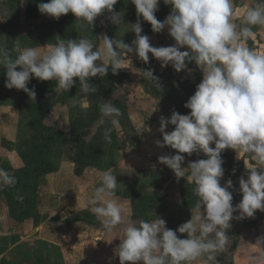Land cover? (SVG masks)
<instances>
[{
    "label": "clouds",
    "instance_id": "9594fccd",
    "mask_svg": "<svg viewBox=\"0 0 264 264\" xmlns=\"http://www.w3.org/2000/svg\"><path fill=\"white\" fill-rule=\"evenodd\" d=\"M159 2L131 0L138 17L135 23H127L128 31L135 34L131 44L107 35L98 37L101 43L87 37L65 39L56 35L53 44L22 49L20 40L15 39L11 50L0 45V68L6 76L5 87L23 90L35 101V89L28 87L32 78L55 80V90L66 92L78 80L81 92H96L90 79L106 76L109 68L113 74L125 68L121 52L127 57L135 53L145 64H149L151 54L161 68L171 66L175 72L189 75L193 70L188 65L194 62L202 78L183 105L190 111L180 114L173 110L167 118L161 115L157 131L162 140L154 141L157 147L176 150L174 154L158 156V162L167 166L177 179L188 175L195 186L193 194L198 199L190 218L173 230L160 216L139 222L125 217L116 198V175L111 170L100 173V184L87 205L106 233L122 226L116 248L119 264H191L196 260L218 264L216 257L229 243L230 222L264 212V53L246 46L255 26H264V0H255L247 6L239 23L233 16L234 0H163L171 10L162 21L155 15ZM117 3L118 0H47L37 7L41 14L57 20L71 12L81 28L85 24L92 28L96 18L104 13L117 26L125 23L123 12L114 9ZM140 18L151 25L154 33L167 28L174 43L153 46L148 35L142 34ZM142 73L155 87H161L153 68ZM156 105L151 113L157 110ZM100 112L112 117L111 124L119 128L121 111L111 101L101 103ZM169 125L174 128L166 131ZM135 130L140 133L145 129ZM111 132L112 128L104 130L108 143L112 142ZM225 149L249 155L254 162L246 170V178L238 180L241 200L235 205L232 180L221 184L225 171L221 154ZM201 153L205 158L182 166L185 161L182 154ZM15 184V176L0 169V186ZM17 199L22 202L24 198ZM253 245L247 264H262L264 234Z\"/></svg>",
    "mask_w": 264,
    "mask_h": 264
},
{
    "label": "rangeland",
    "instance_id": "374dc122",
    "mask_svg": "<svg viewBox=\"0 0 264 264\" xmlns=\"http://www.w3.org/2000/svg\"><path fill=\"white\" fill-rule=\"evenodd\" d=\"M35 1L38 0H23L21 4L20 0H0V45L11 50L14 40L18 39L22 49L47 46L55 43L56 35L65 39L87 37L95 43H101L98 37L102 35L122 39L129 44L135 39V34L128 31L127 26V23H135L138 19L131 0H118L114 5L116 11L123 12L122 19L125 23L117 26L104 13L96 18L92 28L86 24L81 28L71 12L62 15L58 20L41 14L35 7L41 1L33 3ZM234 3L238 4L239 9L233 11V16L235 22L239 23L244 9L255 3V0H234ZM170 10V6L160 0L156 18L162 21ZM51 21L58 25L49 26ZM140 22L143 27L142 34L148 35L153 46H169L174 43L167 28L160 33H154L148 22L142 18ZM246 46L257 53H264V26H255L254 34L248 38ZM149 56L150 62L145 64L135 53H130L127 57L121 52L125 68L118 70L116 74L109 68L106 76L90 79L92 86L97 89L96 92H81L78 80L69 92L55 90V80H30L29 88L34 87L42 94L53 92L51 107L45 106L43 118H38V114L42 112V109L39 110L34 119L44 125L55 126L60 132L57 136L59 144L51 155L55 170L41 179L37 203L40 219L37 223L32 219L21 223H12L9 219L1 220L0 211V264H119L116 248L119 238L122 237V226H117L112 233H106L101 221L90 211L87 200L100 184V172L118 163L122 154L128 156L133 167L135 165L139 168L138 171L117 168L112 171L116 173V179L127 182L131 180L130 184L132 183L126 194H116L120 202H125V206L120 203L125 217L130 216L137 222L155 220L158 216L164 220L175 216L185 219L183 222L189 219L183 216L191 215V209L198 199L193 194L195 186L188 175L177 179L167 166L158 162V156L174 154L176 150L168 146L157 147L154 141L162 140L157 131L158 118L161 115L167 118L173 110L180 114L190 111L183 105L194 93L202 74L194 62L188 65L193 70L189 75L184 71L177 73L171 66L161 68L159 62L151 54ZM147 68H153L157 77L161 73L162 76H169L165 70L174 71L169 93H164L169 95L165 96L159 91L164 87L160 79L161 87L157 88L143 77L142 71ZM5 80L4 70L0 68V103L12 105L18 113L15 142L0 141V169L10 174L9 168L19 169L24 166L18 155L17 144L20 137L28 138L34 129L28 124L24 105L18 106L20 100L26 103L27 93L5 87ZM105 100L111 101L120 109L119 128L111 124L112 117H105L100 112V105ZM155 105L157 110L151 113ZM101 120L104 121L103 124L100 123ZM106 128H112L111 143L104 139ZM136 128L145 130L138 133ZM147 128L151 131H147ZM173 128L174 126L169 125L166 131ZM25 148L26 145H23L22 150ZM80 151L88 154L90 162L80 173H76ZM6 155L10 157H5ZM182 155H185L182 165L184 167L189 161L205 158L202 153ZM221 155L225 170L221 184L227 179L232 180L233 188L236 189L233 191L232 201L235 205L241 200L238 180L242 176L246 178V170L254 166V162L249 155H237L232 149H225ZM99 163L106 167L99 169ZM140 196L156 197V200L142 217H133L130 198ZM3 200L5 202L4 198ZM80 214L86 215L88 221L75 220ZM91 215L95 217L94 221ZM230 223L229 243L216 257L218 264H247L249 255L254 251L256 238L264 234V212L257 211L254 218L233 219ZM191 264L204 262L196 260Z\"/></svg>",
    "mask_w": 264,
    "mask_h": 264
},
{
    "label": "trees",
    "instance_id": "16d2710c",
    "mask_svg": "<svg viewBox=\"0 0 264 264\" xmlns=\"http://www.w3.org/2000/svg\"><path fill=\"white\" fill-rule=\"evenodd\" d=\"M12 1V0H10ZM39 1V0H38ZM35 1L33 3H37ZM42 2H47V0H40ZM35 7L38 10L37 5ZM40 13V12H39ZM39 13H36L38 15ZM58 25L54 21L49 23V26L54 27ZM47 28V25L45 26ZM169 76L158 75L159 79L164 83L159 91L164 93H169V85L172 82L174 71L165 70ZM36 92V99L32 101L28 95L26 97V103L24 100L18 101V106L24 105L27 110L26 117L28 118V124L33 128L32 132L29 133V137H20L18 141V155L23 161V167L19 169H11L10 175L15 176L16 184L14 186H1L0 196L5 199V203L8 209L10 218H12L17 223H21L24 220L32 219L33 222L37 223L40 219V212L38 211V188L41 183V179L47 173H50L55 170V165L51 159V155L55 147L58 146L59 142L57 139L58 128L51 125H44L42 122H38L34 119L36 113L42 109V112L38 114V118H43L45 115V106L50 108L52 100V91H48L44 94L42 92ZM162 94V95H163ZM169 95V94H164ZM23 112V110H22ZM23 117V114L22 116ZM23 145H26V148L22 150ZM88 154L83 151L78 153L77 160V169L76 173H80L84 166L90 162L88 159ZM81 161H83L81 163ZM99 169H103L106 166L99 163L97 165ZM18 196H23V201L17 199ZM156 197L150 196H140V197H131L130 201L133 207V217H142L147 213L150 206L155 203ZM92 220H95V217L91 215ZM85 220L88 221L86 215H79L75 217V220ZM183 218H175V216H170L166 218V226L170 229L175 230L178 225L183 222ZM5 263V262H4Z\"/></svg>",
    "mask_w": 264,
    "mask_h": 264
},
{
    "label": "crops",
    "instance_id": "0c3cea01",
    "mask_svg": "<svg viewBox=\"0 0 264 264\" xmlns=\"http://www.w3.org/2000/svg\"><path fill=\"white\" fill-rule=\"evenodd\" d=\"M238 9H239L238 4L235 5V3H234V10L233 11H235V10L238 11ZM15 111H16V109L12 105L0 103V141L6 140L10 143L15 142V140L17 138L16 137V135H17L16 129L18 126V113ZM0 149H1V146H0ZM5 157H10V156L6 155ZM123 164H125V165H123ZM115 168L127 169L128 171H134V170L139 169L135 165L133 167L132 164L130 163V160L128 159V156H125L124 154H122V158L120 159V161L118 163H116L115 165H112V167H110L108 170L114 171ZM103 171H101L100 173H102ZM112 173L114 175H116L115 172H112ZM117 181H118V183H117V188H116V194H118V195L126 194L128 192L127 190L130 189V186L132 184V183L130 184L131 180L129 182H127L125 180L117 179ZM0 190H1V186H0ZM118 201L120 202V200H118ZM122 201L120 203L124 204V206H125V202L123 203ZM0 211L2 213L1 220L2 219H4V220L9 219V221H11L12 223H17L12 218H10L7 206H6L2 196H0ZM190 216L191 215H186L183 217L184 218H190Z\"/></svg>",
    "mask_w": 264,
    "mask_h": 264
},
{
    "label": "built area",
    "instance_id": "2783aa9c",
    "mask_svg": "<svg viewBox=\"0 0 264 264\" xmlns=\"http://www.w3.org/2000/svg\"><path fill=\"white\" fill-rule=\"evenodd\" d=\"M202 76V75H201Z\"/></svg>",
    "mask_w": 264,
    "mask_h": 264
}]
</instances>
